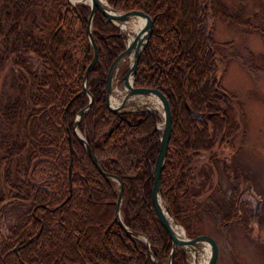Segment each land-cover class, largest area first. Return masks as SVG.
Segmentation results:
<instances>
[{
    "label": "trees",
    "instance_id": "trees-1",
    "mask_svg": "<svg viewBox=\"0 0 264 264\" xmlns=\"http://www.w3.org/2000/svg\"><path fill=\"white\" fill-rule=\"evenodd\" d=\"M106 2L116 11H142L152 19L134 85L156 87L170 103L173 124L161 169L170 215L189 237L203 233L195 221L209 208L223 212L225 220L242 213L247 227L252 208L237 200V183L229 194L206 196L217 138L230 137L239 126L233 98L216 89L224 88L222 75L235 44L214 41L211 20L256 33L264 42V16L255 23L221 0ZM88 14V5L69 0H0V65L8 62L13 70L12 92L0 103V215L5 222L0 264H156L153 259L164 264L168 258L171 239L151 201L160 118L147 109L117 114L109 108L105 78L126 37L101 12L91 23L97 61L86 78L93 101L77 129L101 169L123 180L122 219L146 236L149 246L115 220V180L103 176L73 132L89 99L83 90L93 55ZM30 56L38 68H31ZM185 103L211 114L191 116ZM201 152H209L208 161L197 164ZM173 264H186L181 251Z\"/></svg>",
    "mask_w": 264,
    "mask_h": 264
},
{
    "label": "rangeland",
    "instance_id": "rangeland-1",
    "mask_svg": "<svg viewBox=\"0 0 264 264\" xmlns=\"http://www.w3.org/2000/svg\"><path fill=\"white\" fill-rule=\"evenodd\" d=\"M221 1L232 12L242 10L244 15L255 23L264 16V0ZM211 23V37L214 41L232 40L235 44L233 50L229 51L228 57L231 58L224 69L221 84L231 99L233 98L235 118L239 126L230 137L225 138L220 134L222 136L217 138L216 146L212 150L217 153L216 160L208 161L209 152H201L196 162L197 164L204 161L212 162L213 169H210L212 186L207 190L206 196L212 194V198H215L219 196L220 191L229 194L234 183H237L239 186L237 200L248 201L252 215L247 219L245 227L242 213L236 218L225 220L222 217L223 212L216 213L214 208H209L200 211L201 219L195 223L203 232L201 234H208L216 241L218 255L214 264H264V63L261 60L264 42L256 33H241L220 19L211 20ZM122 30L127 41L129 32ZM248 52L252 53V57ZM28 63L33 69L39 67L32 56L29 57ZM130 63L131 59L126 57L114 73L112 95H116L118 99L125 93L121 87L122 75ZM12 77L11 64L7 62L0 65V103L12 92ZM137 101L150 102L158 111L160 119L156 125L161 128L163 115L160 102L157 100L156 103L151 96H135L128 102L127 107H137L139 103ZM115 183L118 188L117 181ZM202 203L210 202L204 200ZM4 225V219L0 215V232L4 230ZM138 237L145 240L144 237ZM205 247L201 245L196 255L190 251L184 254L186 264H194L195 259L196 264H205V259L208 258ZM163 263L167 264V260Z\"/></svg>",
    "mask_w": 264,
    "mask_h": 264
},
{
    "label": "water",
    "instance_id": "water-1",
    "mask_svg": "<svg viewBox=\"0 0 264 264\" xmlns=\"http://www.w3.org/2000/svg\"><path fill=\"white\" fill-rule=\"evenodd\" d=\"M70 3L72 5H75L77 3H83V4L88 5L89 14L87 16L86 32H87V36L89 39V43L93 49L92 58L89 64L87 65L84 71V76H83V90H85V92L88 94L89 99H88V102L78 112L77 118L75 120V125H74L75 127H74L73 132L75 136L77 137V139L84 145V148L87 154L91 158L92 162L97 166L99 171L103 174V176H105L107 179H113L117 181L118 183V192H117V198L115 202V216H114L115 220L125 230V232L129 234H134L137 236L144 237L145 239L144 242L146 243V245L147 246L150 245V242L146 236H144L142 233H137L136 231L130 229L124 223L122 219L120 207H121L123 193H124L123 180L119 176L114 175V174H109L106 171L101 169L97 157L92 152V149L88 145L85 137L77 129L78 123L80 122L82 118L83 112L91 106V103L93 101V95L91 94L90 90L86 87V78H87L89 70L97 61V46H96L95 40L91 32V23L94 18L95 12H101L108 21L112 22L113 24L118 25L120 28V34H123L122 24L128 23L131 20V18L138 15V16L143 17L144 19V25L135 33V35L130 40L127 39L124 50L121 51L112 60L109 66V69L107 71L106 78H105L106 90H107L106 100H107V104L109 108L117 114L135 111L139 109H147L152 113V115L155 118H157V110L154 109L150 105V103L145 102V101L140 102L137 104V107H133V108H128L127 104L135 96H140V97L154 96L161 104L162 115H163V126L160 128L158 125H156L158 129H161V134H160L159 149H158V153H157V156L154 162V167H153V184H152V189H151V201H152V208L157 216V219L162 224V226L166 229L171 239V248H170L168 258H167V264H173V258H174L176 251H181L185 255L190 251L193 253V255H196L197 249L201 245L208 246V250H209L208 258L205 264H214L216 262L217 255H218V247H217V244L214 238H212L208 234H199L197 236L189 237L185 234V230L183 227H182L183 235H178L172 229L170 222L167 218V215L164 212L165 210L168 216L172 220H174L173 217L169 213L168 206L165 201L162 186H161V169H162V166L166 158L168 142L170 139L171 128L173 124L172 111H171L168 98L158 88L134 86V75H135L136 68H137L138 58H139L141 50L146 46L149 40V37L151 35L152 25H153L152 19L145 12H142V11H137V10H133L129 12L116 11L107 2H106V6L103 5L100 0H73V1H70ZM131 52L133 53L131 63L129 65V68L122 75L121 87L125 93L120 96V102L117 105L112 106L110 102V97L113 92L112 85H113L114 73L118 65L120 64V62L124 60L126 57H128V54H130ZM124 88L126 89L124 90ZM216 89L227 100H231V96L223 88H220L217 86ZM185 106L189 114L194 117H203L204 115L209 116L211 114V112L197 111L193 109L190 105H188V103H185ZM220 140H219V143H220ZM160 197L164 201V209L160 205V202H159ZM148 255L153 257L152 251L150 249H148ZM153 260L157 264V260L155 259Z\"/></svg>",
    "mask_w": 264,
    "mask_h": 264
},
{
    "label": "bare ground",
    "instance_id": "bare-ground-1",
    "mask_svg": "<svg viewBox=\"0 0 264 264\" xmlns=\"http://www.w3.org/2000/svg\"><path fill=\"white\" fill-rule=\"evenodd\" d=\"M73 1V0H72ZM101 1V3L103 4V5H105L106 6V1L105 0H100ZM88 3H89V1H88ZM116 25V24H115ZM144 25V19H143V17H141V16H135V17H133V18H131V20L128 22V24L126 23V24H122V28L123 29H125V30H127V32H129L128 33V39L130 40L134 35H133V33L131 32V31H133V32H137L142 26ZM118 26V25H117ZM119 27V26H118ZM148 43V42H147ZM147 45V44H146ZM142 51V50H141ZM141 53V52H140ZM132 55H133V53L131 52L130 54H128V59H131L132 60ZM121 65V64H120ZM130 65V64H129ZM116 86V85H115ZM120 89V88H119ZM126 88H124V90H125ZM116 94V93H115ZM118 94V93H117ZM123 95V94H122ZM151 99L152 100H154L156 103L158 102L157 101V99L154 97V96H151ZM131 100H133V99H131ZM140 100V99H139ZM110 102H111V105L112 106H115V105H117L119 102H120V99H118L117 97H116V95L115 96H113V95H111V97H110ZM137 102H139V101H137ZM140 103V102H139ZM150 103V102H149ZM151 105V104H150ZM152 106V105H151ZM129 107V106H128ZM157 107V106H156ZM160 108V107H159ZM159 202H160V205H161V207L164 209V201H163V199L160 197V200H159ZM164 212H165V214L167 215V218H168V220H169V222H170V225H171V227H172V229L174 230V232H176L178 235H183V228H182V226L180 225V224H178V223H176L174 220H172L169 216H168V214L166 213V211L164 210ZM205 251H206V254H208V246H206L205 247ZM195 258H197L196 256H195ZM206 260H207V258L205 259V262H206ZM204 262V263H205ZM197 262H196V259H195V261H194V264H196ZM202 264V263H201Z\"/></svg>",
    "mask_w": 264,
    "mask_h": 264
},
{
    "label": "flooded vegetation",
    "instance_id": "flooded-vegetation-1",
    "mask_svg": "<svg viewBox=\"0 0 264 264\" xmlns=\"http://www.w3.org/2000/svg\"><path fill=\"white\" fill-rule=\"evenodd\" d=\"M219 87V86H218ZM221 88V87H220ZM225 90V89H224ZM222 95V94H221ZM187 109V108H186ZM203 112V111H202ZM203 117H207V115H204ZM197 118H201V117H197ZM220 136H222V135H220Z\"/></svg>",
    "mask_w": 264,
    "mask_h": 264
}]
</instances>
